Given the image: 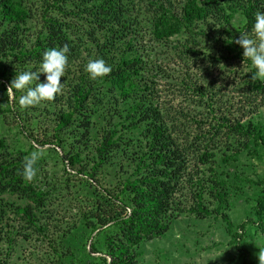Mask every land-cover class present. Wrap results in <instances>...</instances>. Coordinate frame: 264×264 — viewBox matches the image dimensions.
<instances>
[{
    "label": "rangeland",
    "instance_id": "obj_1",
    "mask_svg": "<svg viewBox=\"0 0 264 264\" xmlns=\"http://www.w3.org/2000/svg\"><path fill=\"white\" fill-rule=\"evenodd\" d=\"M162 1L176 12H181L185 2L136 0L143 26H149L152 7ZM40 2L28 5V18L23 25L26 27L21 25L24 44L35 40ZM253 2L256 12H264V0ZM217 15L215 12L196 21L190 33L181 28L163 44L152 41L150 26L141 29L149 46L143 55L149 63L138 76L133 98L119 97L117 92L103 88L88 126L82 121L55 130L61 110L74 103L76 87L96 80L84 71L86 63L96 58L89 48L81 46L68 57L65 75L61 77L62 91L54 100L27 107L19 117L10 106L20 111L18 101L25 93L17 90L16 96L0 79V138L13 152L11 158L24 160L33 151L41 153L35 165L37 175L29 182L31 188L24 192L10 188L0 191V264H88V259L93 264H103L100 257L107 251L104 239L108 233L119 232L110 225L108 214H128L123 185L125 180H137L144 172V166L139 164L149 156V150L137 125L118 127L122 136L118 141L113 137V141L119 145H110L103 158L97 156L96 150L104 133L121 122L128 104L139 101L143 90L145 104L157 108L164 131L183 151L181 157L190 182L175 193V202L182 208L177 219L162 235L143 239L131 247L135 257L131 264H243L237 246L247 250L249 260L260 263L264 235L248 219L254 218L258 195L254 182L264 177V147L256 146L252 152L251 137L229 128L237 123L244 128L257 125L264 136V78L256 77V68L243 57V52L236 56L222 50L220 31L224 21ZM243 21L240 8L231 22L240 26ZM6 23H0V30L5 29ZM3 51L0 68L8 67L7 78L13 79L32 68L14 55L4 56ZM134 114L135 111L127 115L125 125L137 120L139 116ZM231 151H236L235 159L222 165L223 154ZM76 154L77 159L70 162L69 158ZM214 176L227 180L230 197L221 211L228 216L230 231L215 211L217 201L209 191ZM18 203H30L35 223L43 227L38 229L29 223L15 208ZM197 206L206 212L197 214L191 210ZM240 224H244L243 231ZM92 225L98 227L92 230ZM234 233H241L237 246ZM91 246L96 248L94 252L90 251ZM107 259L110 260L108 255Z\"/></svg>",
    "mask_w": 264,
    "mask_h": 264
},
{
    "label": "trees",
    "instance_id": "obj_2",
    "mask_svg": "<svg viewBox=\"0 0 264 264\" xmlns=\"http://www.w3.org/2000/svg\"><path fill=\"white\" fill-rule=\"evenodd\" d=\"M36 1L38 2V0H0V23L7 21L5 29L0 30V51L4 50V56L14 55L25 65H32L31 70L35 71L40 68L42 54L46 50L67 45L69 57L79 47L84 46V49L89 48L93 51L96 58H103L112 66L109 75L97 78L89 84L81 83L76 87L74 103L68 104L66 109L61 110L55 123V130L82 121H86L88 126L90 117L97 111L96 102L101 100L98 93L103 88L117 92L119 97H132L133 89L136 88V83L140 79L138 76L141 71H146L149 63L143 55V52L149 51L147 50L149 46L143 34H140L141 29L146 30L150 26L152 41L163 44L169 40V37L180 33L182 29L190 33L192 30L190 28L196 21L205 20L217 12V16L224 21V27L220 31V37H223L222 50L240 56L243 48L235 41L242 33L251 34L256 13L253 0L238 2L235 0H185L181 6V12L172 11L162 1L154 8L152 7L153 17L149 20V26L145 27L140 23L141 9L136 4V0H52L51 2L41 0L39 3L40 25L35 33V40L31 44H24L22 27H26L23 25L28 18V5ZM68 5L70 7H67ZM240 8L244 21L240 26H235L231 22V17ZM101 39L102 42H100ZM7 75L8 67L2 65L0 79L5 80L3 84L6 82L10 85L12 79L7 78ZM40 75L41 82H44L45 74L40 73ZM3 86L7 91V86ZM13 90L17 96V90ZM142 92L143 95L139 96V101L128 104L121 122L104 133V138L96 150L97 156L100 159L103 158L105 150L110 145H119L114 142L122 136L119 134L118 127L134 128L136 125L141 128L140 135L146 138L144 146L149 150V156L142 160V164H139L144 166V172L137 180H125L123 185V191L126 193L124 203L130 208L128 214L125 216L117 213L112 215L111 212L108 214L107 219L112 222L110 225L116 227L119 232L108 233L104 239L107 251L100 257L103 264H131L135 259L131 247L143 239L151 240L166 232L172 221L176 220L182 211L175 202V193L180 186L190 182L186 172L187 166L181 157L183 151L175 144L170 134L164 131L157 108L148 103L145 104L146 91ZM11 107V112L17 117L25 109L19 106L20 112L18 108ZM133 111L139 117L125 125L124 120L127 115H133ZM81 116L84 119H80ZM258 128L257 125L252 127L250 124L244 128L237 123L229 129L249 135L254 145L253 149H250L254 152L256 146L264 147V136ZM113 137H115L114 141ZM8 149L5 139L0 138V191L10 188L24 192L31 188L29 181L22 175L26 159H12L13 152H9ZM235 153L236 151H231L229 154H223L222 165H227L231 159H235ZM77 157L78 154L70 157V162ZM212 181L209 191L217 201L215 211L220 213L227 224V231H230L231 223L228 216L221 211L225 205H228L230 197V192L226 190L227 180H219L214 176ZM250 182L253 181L250 180ZM254 184L258 186V195L253 207L254 218L248 220L256 224L264 235V177L256 180ZM38 195L36 193V197H39ZM15 208L18 212H22L29 223L38 229L43 227L42 224L35 223L36 219L31 211L30 203L23 205L18 203ZM2 209L0 207V212L3 211ZM191 210L197 214L206 212L201 206ZM97 227L92 225V230ZM239 227L243 231L244 224H240ZM240 237L241 233L233 234L236 246ZM237 247L241 252L243 264H255L249 260L248 252L244 247ZM95 250L96 248L91 246L90 251ZM107 255L110 260L107 259ZM87 261L88 264H93L90 259Z\"/></svg>",
    "mask_w": 264,
    "mask_h": 264
},
{
    "label": "clouds",
    "instance_id": "obj_3",
    "mask_svg": "<svg viewBox=\"0 0 264 264\" xmlns=\"http://www.w3.org/2000/svg\"><path fill=\"white\" fill-rule=\"evenodd\" d=\"M243 48V57L251 60L256 68V77L264 78V12H256L251 34L245 32L239 35L235 41ZM69 48L67 45L53 47L42 54L38 71L23 70L11 80L8 90H23L19 98L21 108H27L40 104L42 101H52L62 91L61 77H64L68 65ZM84 71L89 78L95 80L109 75L112 66L103 58L90 59L84 66ZM38 73L45 74V81H39ZM34 85V86H33ZM41 153L33 151L23 164V178L31 182L37 175L35 167ZM260 264H264V255L259 257Z\"/></svg>",
    "mask_w": 264,
    "mask_h": 264
}]
</instances>
